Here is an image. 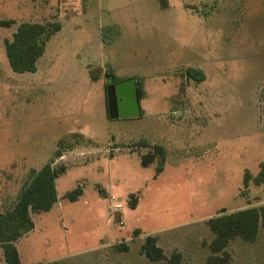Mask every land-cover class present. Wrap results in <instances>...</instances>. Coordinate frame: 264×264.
<instances>
[{
  "label": "rangeland",
  "instance_id": "rangeland-1",
  "mask_svg": "<svg viewBox=\"0 0 264 264\" xmlns=\"http://www.w3.org/2000/svg\"><path fill=\"white\" fill-rule=\"evenodd\" d=\"M0 20L15 22L0 25V211L30 170L67 154L58 202L31 213L34 228L16 243L20 264H169L171 253L172 264H207L205 222L264 203V184L243 185L264 164V0H0ZM20 22L61 24L34 72L6 58ZM105 68L145 92L139 116L105 118ZM143 138L164 143L161 165L141 163ZM80 184L81 196L62 197ZM147 236L165 259L141 253ZM223 254L264 264V228Z\"/></svg>",
  "mask_w": 264,
  "mask_h": 264
},
{
  "label": "trees",
  "instance_id": "trees-1",
  "mask_svg": "<svg viewBox=\"0 0 264 264\" xmlns=\"http://www.w3.org/2000/svg\"><path fill=\"white\" fill-rule=\"evenodd\" d=\"M14 23L13 20H0V25L5 27H9ZM59 29V22L18 23L11 38L4 41L6 58L10 68L19 73L34 72L36 70L35 63L44 53L46 42ZM191 73L193 74V71ZM106 76L111 77V84L120 80L110 73H106ZM137 93L138 98H140L142 90L138 83ZM137 144L148 148V151L140 156L143 165L151 163L154 159L158 160L160 165L165 161V148L162 145L150 144L143 140ZM60 155L61 150H56L46 163L37 169L30 170L15 199L3 211H0V249L6 264H20L16 243L25 233L34 228L31 213L47 211L57 201L55 179L64 167L56 168L52 166V163ZM250 180L255 185L264 184V164L254 177H251L250 173L245 171L243 185L246 187ZM81 192L80 186L77 185L72 191L66 192L64 197L75 200L81 195ZM100 192L102 193L101 190ZM129 204L134 207L136 199L131 197ZM205 224L213 234V239L208 244L212 253L205 258L206 263L225 264L227 261L226 255L218 254L224 249L229 240L239 237L247 242H253L258 235L260 226L264 228V203L230 212L221 209L215 216L209 218ZM120 244L123 243H119L117 246L119 250L127 249L124 244ZM140 251L150 261L165 259V254L158 247L157 239L154 236L145 238L140 246ZM179 256L178 253H171L170 257L167 258L168 263L172 264L173 261H177Z\"/></svg>",
  "mask_w": 264,
  "mask_h": 264
},
{
  "label": "water",
  "instance_id": "water-1",
  "mask_svg": "<svg viewBox=\"0 0 264 264\" xmlns=\"http://www.w3.org/2000/svg\"><path fill=\"white\" fill-rule=\"evenodd\" d=\"M105 95L108 118H130L140 115L137 83L134 78L108 85Z\"/></svg>",
  "mask_w": 264,
  "mask_h": 264
},
{
  "label": "crops",
  "instance_id": "crops-1",
  "mask_svg": "<svg viewBox=\"0 0 264 264\" xmlns=\"http://www.w3.org/2000/svg\"><path fill=\"white\" fill-rule=\"evenodd\" d=\"M58 1V3H60L61 1H65V0H57ZM188 5H191V4H188ZM49 8V7H48ZM61 25V24H60ZM61 27V26H60ZM106 73H110L111 75H114L116 78H117V76L112 72V69H110V68H105V75H106ZM120 80H123V79H120ZM119 80V81H120ZM142 94H143V96H144V98H145V92L144 91H142ZM105 118H106V112H105ZM104 140H107L108 139V135H104ZM141 140H143V141H145V142H147V143H150V144H158V145H162L164 148H165V146H164V143H161V142H159V141H155V140H152L151 138H143V139H141ZM66 155L67 154H65L64 152H62L61 153V155L58 157V158H56L55 160H54V162L52 163V166H54V165H56V164H61V165H59V166H63V167H65L64 165H63V162L65 161V157H66ZM46 163V162H45ZM80 186V188H81V190H82V192H81V195L83 194V192H84V190H83V187H82V185L80 184L79 185ZM55 189H56V184H55ZM97 190L100 192V190L102 191V193L104 194V195H106V193H105V191L103 190V188L102 187H98L97 188ZM66 192H68V191H66ZM65 192V193H66ZM64 193V194H65ZM56 194H57V191H56ZM64 194L62 195V197H64ZM80 195V196H81ZM58 202V195H57V201L55 202V203H57ZM16 248H17V246H16ZM17 251H18V249H17ZM18 254H19V252H18ZM19 259H20V255H19Z\"/></svg>",
  "mask_w": 264,
  "mask_h": 264
},
{
  "label": "built area",
  "instance_id": "built-area-1",
  "mask_svg": "<svg viewBox=\"0 0 264 264\" xmlns=\"http://www.w3.org/2000/svg\"><path fill=\"white\" fill-rule=\"evenodd\" d=\"M109 199V211H110V218L118 221V223L121 224V209H122V204L115 202L114 196H108Z\"/></svg>",
  "mask_w": 264,
  "mask_h": 264
}]
</instances>
